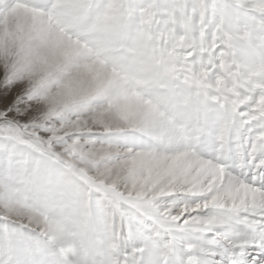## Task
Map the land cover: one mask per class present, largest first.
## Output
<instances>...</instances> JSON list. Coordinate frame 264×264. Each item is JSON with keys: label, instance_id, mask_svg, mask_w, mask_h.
I'll use <instances>...</instances> for the list:
<instances>
[{"label": "clouds", "instance_id": "9594fccd", "mask_svg": "<svg viewBox=\"0 0 264 264\" xmlns=\"http://www.w3.org/2000/svg\"><path fill=\"white\" fill-rule=\"evenodd\" d=\"M0 264H264V0H0Z\"/></svg>", "mask_w": 264, "mask_h": 264}, {"label": "snow or ice", "instance_id": "6c2138e0", "mask_svg": "<svg viewBox=\"0 0 264 264\" xmlns=\"http://www.w3.org/2000/svg\"><path fill=\"white\" fill-rule=\"evenodd\" d=\"M11 100H12L11 95L9 96L0 95V105H7L11 102ZM261 259H264V254L257 256V260H261Z\"/></svg>", "mask_w": 264, "mask_h": 264}]
</instances>
